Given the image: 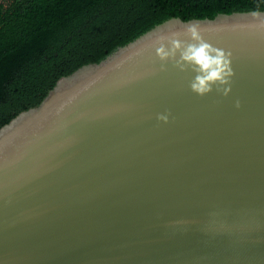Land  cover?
<instances>
[{
    "label": "water",
    "instance_id": "obj_1",
    "mask_svg": "<svg viewBox=\"0 0 264 264\" xmlns=\"http://www.w3.org/2000/svg\"><path fill=\"white\" fill-rule=\"evenodd\" d=\"M261 20L172 16L3 123L0 264H264ZM190 24L231 53L227 96L160 70Z\"/></svg>",
    "mask_w": 264,
    "mask_h": 264
},
{
    "label": "trees",
    "instance_id": "obj_2",
    "mask_svg": "<svg viewBox=\"0 0 264 264\" xmlns=\"http://www.w3.org/2000/svg\"><path fill=\"white\" fill-rule=\"evenodd\" d=\"M247 10H264V0H2L0 126L37 105L60 76L172 16Z\"/></svg>",
    "mask_w": 264,
    "mask_h": 264
},
{
    "label": "clouds",
    "instance_id": "obj_3",
    "mask_svg": "<svg viewBox=\"0 0 264 264\" xmlns=\"http://www.w3.org/2000/svg\"><path fill=\"white\" fill-rule=\"evenodd\" d=\"M252 15L258 17L260 14L253 12ZM261 27H264V20H261ZM186 32L191 38L190 43L171 39L167 45L161 43L156 48V55L161 61L160 70L166 71V64L172 62L174 67L181 71L190 69L195 73L189 84L193 93L203 97L215 89L227 96L231 91L232 77L235 74L231 66V53L207 42L200 34L197 24L188 25ZM235 106L240 107L239 100ZM170 115V111L167 114H158L157 119L168 123Z\"/></svg>",
    "mask_w": 264,
    "mask_h": 264
},
{
    "label": "flooded vegetation",
    "instance_id": "obj_4",
    "mask_svg": "<svg viewBox=\"0 0 264 264\" xmlns=\"http://www.w3.org/2000/svg\"><path fill=\"white\" fill-rule=\"evenodd\" d=\"M2 0H0V2H1Z\"/></svg>",
    "mask_w": 264,
    "mask_h": 264
}]
</instances>
